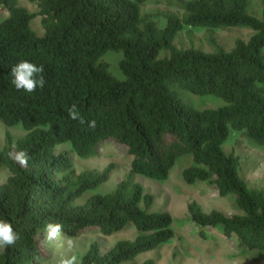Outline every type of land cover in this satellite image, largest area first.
I'll return each mask as SVG.
<instances>
[{
	"label": "trees",
	"instance_id": "obj_1",
	"mask_svg": "<svg viewBox=\"0 0 264 264\" xmlns=\"http://www.w3.org/2000/svg\"><path fill=\"white\" fill-rule=\"evenodd\" d=\"M168 1L183 14H165L162 26L142 13L146 0H0V121L26 131L19 139L7 131L0 145V171H10L0 184V219L19 235L0 251V264L41 260L38 235L48 224H61L69 237L93 227L106 235L135 229L133 239L118 240L106 253L91 244L81 264L134 261L170 242L172 214L150 211L155 196L136 175L166 181L185 155L193 159L182 172L185 182L232 194L241 210L206 212L192 200V221L201 230L219 229L243 250L264 251V189L249 186L240 157L224 146L232 130L264 146V0L260 16L251 0ZM186 26L254 33L230 50L212 35V51L178 48L175 39ZM108 51L122 53L123 79L103 60ZM22 60L43 67L42 88L28 93L11 83V69ZM182 91L224 104L198 109L181 99ZM73 105L79 119L69 116ZM68 142L82 158L95 156L106 142L124 145L131 169L111 192L81 202L110 179L114 165L78 171L66 152L55 153ZM19 151L27 153L26 165L16 161Z\"/></svg>",
	"mask_w": 264,
	"mask_h": 264
},
{
	"label": "rangeland",
	"instance_id": "obj_2",
	"mask_svg": "<svg viewBox=\"0 0 264 264\" xmlns=\"http://www.w3.org/2000/svg\"><path fill=\"white\" fill-rule=\"evenodd\" d=\"M141 9L143 14L153 16L162 26L166 23L165 14H183L178 4L168 0H146ZM251 10L256 15H261L260 0H251ZM34 25L38 28L39 23L35 22ZM253 33V30L245 27L208 29L186 26L176 37L175 45L178 48L194 45L203 50L212 51L208 42V37L212 35L225 49L230 50L237 39L249 40ZM122 58V53L116 51H108L103 56L113 75L119 79L124 78L120 69ZM180 97L185 103L198 109L218 108L224 104L222 99L212 95L198 96L182 91ZM7 131H10L15 139L22 138L26 134L21 125L8 127L0 121V145L5 144ZM224 146L227 152H234L240 157V173L249 186L264 189V146L250 142L241 132L235 130L231 131ZM63 152L69 155L78 171L103 170L110 164L114 165L110 179L88 192L81 202L85 201L89 195L111 192L131 169V156L127 147L115 142L104 143L97 154L90 158L80 157L69 142L56 147L57 155ZM192 163V155L179 158L166 181L136 175V180L143 184L147 192L155 196L150 211L167 210L172 214L175 237L156 249L141 253L134 261L121 264H142L150 258L154 259L156 264H264V251L243 250L238 247L234 239L223 236L219 229L201 230L192 221L188 212V204L192 200H197L206 212L216 209L229 216L241 213L234 195L221 196L213 185L206 182L188 184L184 181L182 172ZM9 175L8 169H2L0 184ZM135 236L136 231L132 226L112 235H106L98 227H93L81 232L77 237H69L62 232L51 237L48 230L44 229L38 235V246L43 258L35 264H61L63 259L70 256H76L78 264H81V257L88 251L91 244L100 243L102 252L106 253L118 240L133 239ZM2 249L3 247H0V251Z\"/></svg>",
	"mask_w": 264,
	"mask_h": 264
},
{
	"label": "clouds",
	"instance_id": "obj_3",
	"mask_svg": "<svg viewBox=\"0 0 264 264\" xmlns=\"http://www.w3.org/2000/svg\"><path fill=\"white\" fill-rule=\"evenodd\" d=\"M42 66H37L36 64L22 60L17 65L11 69V83L15 86L17 90L23 89L25 92L31 93L36 90L37 87L42 88L45 84V80L42 75ZM69 116L72 119H79L80 113L76 106L73 105L69 109ZM83 122V121H81ZM90 127L95 126V121H91ZM16 161L21 165H26L28 161V155L25 151H19L15 155ZM61 224H48L47 230L51 237H55L61 231ZM19 235L14 231L13 226L6 220L0 219V247H7L15 244ZM62 264H78V259L76 256H70L63 259Z\"/></svg>",
	"mask_w": 264,
	"mask_h": 264
}]
</instances>
